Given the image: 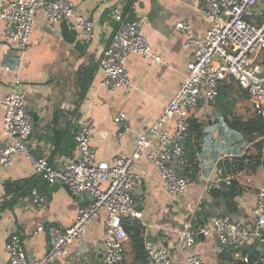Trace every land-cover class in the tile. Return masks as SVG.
<instances>
[{"label":"crops","instance_id":"crops-1","mask_svg":"<svg viewBox=\"0 0 264 264\" xmlns=\"http://www.w3.org/2000/svg\"><path fill=\"white\" fill-rule=\"evenodd\" d=\"M7 1L0 0V7ZM70 1L75 4L76 13L93 20L90 38L81 36L73 18L49 21L39 11L29 42L20 52L5 36L4 23L0 19V95L11 91L16 80L20 81L19 89L24 91L26 98L25 108L33 119L28 149L34 156H46L55 167L77 155L74 135L83 117L92 120L94 128L90 143L97 158L110 161L115 155L130 154L137 135L159 115L187 72L186 64L191 59L194 45H184L185 34L175 24L188 20L193 33L199 37L211 25L200 11L203 0ZM118 11L127 18L138 20L160 60L128 55L125 67L131 85L110 89L100 82L102 71L98 59L114 28L113 14ZM84 69H93V74L80 95L82 77L78 72ZM118 111L126 113L129 123V129L120 135L113 122ZM192 117L207 123L204 126L207 130L201 136L202 150L195 154L193 161L197 166L196 174L183 193L175 196L163 187L154 163L143 156L135 161V171L142 179L135 197L141 211L139 223L144 240L169 247L175 253L173 264H184L185 254L178 246V239L185 221L192 223L195 220L198 227L208 226L215 216L232 214L241 221L250 222L255 193L264 186V137L260 139V150L253 142L237 141L235 134L219 123L210 101L201 102ZM246 117L242 116V119ZM2 127L3 110L0 107V138ZM158 147L155 138H151L147 149ZM246 153L252 155L256 165L236 170L237 161L241 156L244 161ZM28 178L34 179L30 189L23 186ZM231 178L244 188L232 200L235 210L229 205L230 199L219 190L212 192L205 186L207 182L215 181L221 187ZM65 185L59 180L48 183L34 171L31 161L22 153H15L11 164L0 169V203L15 196L10 205L0 211V264L8 263L5 243L12 232L24 231L22 246L27 258L33 260L48 249L46 231L32 233L37 226L67 227L72 223L82 202ZM33 188L46 194L45 202L32 201ZM96 217L90 221L86 233L70 246L76 254L87 250L93 264H97L100 256L98 243L105 213L102 212L101 219ZM215 242L214 233L195 234L194 249L201 255L203 264H221L214 252ZM127 260L133 264V255L130 254ZM74 264L83 263L77 260Z\"/></svg>","mask_w":264,"mask_h":264},{"label":"built area","instance_id":"built-area-1","mask_svg":"<svg viewBox=\"0 0 264 264\" xmlns=\"http://www.w3.org/2000/svg\"><path fill=\"white\" fill-rule=\"evenodd\" d=\"M74 6L70 0H9L0 7L4 34L20 52L24 51L35 15L41 11L49 21L73 18L81 36L90 38L94 22L89 16L76 13ZM200 11L211 22L202 37L193 33L188 20L175 24L185 34L184 45H194L191 59L186 64L187 72L159 115L137 135L136 145L128 155L118 154L110 161L97 158L90 143L94 128L92 120L83 117L74 135L77 155L55 167L46 156H34L28 149L33 119L25 108L26 98L24 91L19 89L20 81L16 80L11 91L0 95L3 110L0 169L11 164L15 153H22L29 158L39 176L48 183L63 182L82 202L69 226L45 224L32 231L44 230L49 235L48 249L37 259L29 260L25 254L22 246L24 231L12 232L5 243L7 264H74L77 260L93 264L87 250L76 254L70 246L86 233L90 221L102 212L105 217L97 264H120L128 238L123 219L139 223L141 215L135 191L142 179L135 171V161L143 156L154 163L163 187L175 196L183 193L192 181L183 168L189 120L201 102H209L216 96L219 81L225 77L232 78L248 93L252 111L264 117V0H203ZM113 18L114 28L98 59L102 71L100 82L110 89L131 85L125 67L128 55L160 60L138 20L125 17L121 11L114 13ZM113 122L117 135L129 129L124 111H118ZM153 137L160 148L147 149ZM248 154L244 158L246 162ZM205 186L210 189L219 184L209 181ZM31 198L34 203L45 202L46 194L33 188ZM250 213V222L223 214L198 230L190 221H185L178 239V246L185 254L184 264H203L201 255L194 249L197 232L203 236L214 233L217 255L231 246L264 242V186L257 189ZM143 245L146 264L174 263L175 253L169 247L155 245L150 240H144ZM233 256L248 260L247 254L240 250L233 252Z\"/></svg>","mask_w":264,"mask_h":264},{"label":"trees","instance_id":"trees-1","mask_svg":"<svg viewBox=\"0 0 264 264\" xmlns=\"http://www.w3.org/2000/svg\"><path fill=\"white\" fill-rule=\"evenodd\" d=\"M81 76L79 85L81 88L80 95L87 88L88 83L93 74V69H84L78 72ZM248 100V93L243 90L232 78L225 77L219 81L218 91L216 96L210 101L217 114L219 123L229 132L235 134L237 141L239 142H253L257 149L260 150L261 142L260 139L264 137V117L261 114L251 112L249 116L242 119V115L234 112V107L239 101ZM207 123L199 122L195 117H191L189 120L188 137L185 143L184 151V172L189 174L192 178L196 174V164L193 162L195 154L201 152V136L203 137L205 130L204 126ZM223 146V144H220ZM240 149V148H238ZM248 162L243 161L241 156L235 169H242L244 167L255 166L252 159V155L248 154ZM257 162V161H256ZM34 179L28 178L24 181L23 186L30 189L33 185ZM22 183V182H21ZM226 184V185H225ZM223 183L220 188L211 187L209 191L218 190L221 194L230 199L229 205L235 210V206L232 203L234 197L243 191V186L238 183L237 180L231 178L228 183ZM223 187V188H222ZM15 196L11 197L10 200H4L0 203V211L10 205L14 200ZM123 224L130 241L131 252L133 255V264H145V250H144V236L143 228L140 223L133 221L130 222L123 219ZM240 250L243 254H247L248 260L243 261L240 258H235L233 252ZM220 259L221 264H264V242L262 243H251L242 244L238 246H231L224 249L220 254L217 255Z\"/></svg>","mask_w":264,"mask_h":264},{"label":"rangeland","instance_id":"rangeland-1","mask_svg":"<svg viewBox=\"0 0 264 264\" xmlns=\"http://www.w3.org/2000/svg\"><path fill=\"white\" fill-rule=\"evenodd\" d=\"M234 112L241 114L243 117H246L247 115H249L252 112L249 101L242 100L236 103L234 107ZM101 216H102V213H100L95 219H101ZM124 247H125L124 248V258L120 264H130L127 258L130 257V254H132V252H131V247H130V241L128 238L125 241Z\"/></svg>","mask_w":264,"mask_h":264},{"label":"water","instance_id":"water-1","mask_svg":"<svg viewBox=\"0 0 264 264\" xmlns=\"http://www.w3.org/2000/svg\"><path fill=\"white\" fill-rule=\"evenodd\" d=\"M65 188H66V189H69L66 185H65ZM192 223H193V225H194V228H195L196 230H198V225H197L196 221H195V220H192ZM197 235L202 236V234H201L200 232H197ZM46 237H47V240H48V246H49V235H48L47 232H46Z\"/></svg>","mask_w":264,"mask_h":264}]
</instances>
